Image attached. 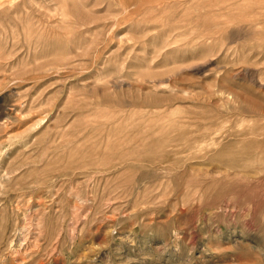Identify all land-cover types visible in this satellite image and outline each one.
<instances>
[{
	"label": "rangeland",
	"instance_id": "rangeland-1",
	"mask_svg": "<svg viewBox=\"0 0 264 264\" xmlns=\"http://www.w3.org/2000/svg\"><path fill=\"white\" fill-rule=\"evenodd\" d=\"M0 264H264V0H0Z\"/></svg>",
	"mask_w": 264,
	"mask_h": 264
}]
</instances>
